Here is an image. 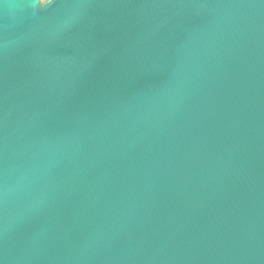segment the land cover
I'll use <instances>...</instances> for the list:
<instances>
[{
    "label": "water",
    "instance_id": "1",
    "mask_svg": "<svg viewBox=\"0 0 264 264\" xmlns=\"http://www.w3.org/2000/svg\"><path fill=\"white\" fill-rule=\"evenodd\" d=\"M0 264H264V0H0Z\"/></svg>",
    "mask_w": 264,
    "mask_h": 264
},
{
    "label": "snow or ice",
    "instance_id": "2",
    "mask_svg": "<svg viewBox=\"0 0 264 264\" xmlns=\"http://www.w3.org/2000/svg\"><path fill=\"white\" fill-rule=\"evenodd\" d=\"M41 3H47L48 0H40Z\"/></svg>",
    "mask_w": 264,
    "mask_h": 264
}]
</instances>
